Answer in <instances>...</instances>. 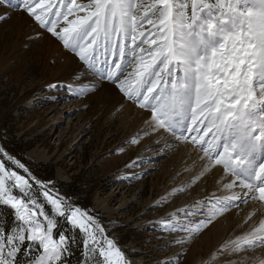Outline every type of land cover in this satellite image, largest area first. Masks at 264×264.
<instances>
[{
	"label": "snow or ice",
	"instance_id": "6c2138e0",
	"mask_svg": "<svg viewBox=\"0 0 264 264\" xmlns=\"http://www.w3.org/2000/svg\"><path fill=\"white\" fill-rule=\"evenodd\" d=\"M13 13L28 21L29 40L47 35L76 63V80L66 85L76 98L145 112L144 136L163 139L167 151L183 144L196 153L192 184L211 177L230 193L159 222L163 232L186 233L174 243L185 245L249 200L257 207L244 223L264 215V0H0V22ZM55 184L0 143V208L13 218L6 229L0 214V264H73L76 246V264L97 254L98 264H130L98 217ZM256 248L264 249V219L221 244L209 264H232Z\"/></svg>",
	"mask_w": 264,
	"mask_h": 264
},
{
	"label": "rangeland",
	"instance_id": "374dc122",
	"mask_svg": "<svg viewBox=\"0 0 264 264\" xmlns=\"http://www.w3.org/2000/svg\"><path fill=\"white\" fill-rule=\"evenodd\" d=\"M20 40L15 45L14 36L0 37V138L8 132L19 141L13 155L30 165H46L52 175L49 179L74 181L80 206L98 217L109 237L125 241L130 264H175L178 254L180 264H209L221 244L248 229L250 221L244 223L242 211L256 209L257 203L251 200L217 216L185 245L174 243L186 233L163 232L159 222L170 220L178 207L211 199L214 192L216 196L230 193L215 189L209 196L204 194L202 180L192 184V173H179L184 158L180 164L169 160L183 144L167 151L163 139L154 143L155 135L133 142L142 130V120H132L128 127L119 106L115 110L120 116H115L116 111L108 112L96 96L76 98L66 87L75 80L56 74L59 67L53 50L60 53L62 49L54 40L38 41L39 48L19 45ZM53 83L58 86L50 88ZM147 141L156 144L153 149L147 148ZM38 151H44L48 159L37 158ZM138 159L143 163L132 167ZM36 195L43 201L42 194ZM46 210L50 211L48 206ZM219 228L223 234L217 232ZM258 253L264 255V249L242 251L230 259L232 264H249V258L260 257ZM99 259L89 264H98Z\"/></svg>",
	"mask_w": 264,
	"mask_h": 264
},
{
	"label": "bare ground",
	"instance_id": "6f19581e",
	"mask_svg": "<svg viewBox=\"0 0 264 264\" xmlns=\"http://www.w3.org/2000/svg\"><path fill=\"white\" fill-rule=\"evenodd\" d=\"M32 31L33 30L28 25V21L26 19H23L22 20L21 17L19 15L15 14V13L12 14L11 19H9L6 23H4V22L1 23L0 22V37L2 39H5L7 36H10V37L14 36L13 43H15V45H16L17 41L19 40V38H21V40L19 41L20 42L19 45H26V46L32 47V48H39L38 41L37 40H35V39L29 40V34ZM43 41L50 42L51 41V38H49L46 35ZM13 48H15V47L13 46ZM48 48H49V46H48ZM56 50H58V49H56ZM56 50H53V53H56L57 54V56H56V58H57L56 62H57L58 67H59V71L56 74L62 76L61 79H64V77H65L68 80H72V81L73 80H76V77L73 76V73L75 72V70L77 68L76 63H74V61L72 60V58L65 51L62 50L59 53ZM96 97H97V101H98V96H96ZM118 99H119V97H116L115 98V100H118ZM102 104H104L102 106H105V108H107L106 110L108 112L116 111L115 116H120L118 114V111L115 110V106L118 107V104L115 101L112 102V103H102ZM118 109L121 110V112L123 113L124 121L128 124L127 125L128 127H130L132 120H134V121L142 120V124L140 125V127L142 126V130H139L140 132H138L137 134H141L140 136H143V134H142L143 133V128L145 127L143 125V119L146 116V113L145 112H142L140 110H137L134 107H131V106L127 105V104L123 108H118ZM135 128H136V126H135ZM137 129H140V128L137 127ZM148 140H149V138H148ZM160 141H162V140H160ZM160 141H159L158 144L162 143ZM147 144H148V147L147 148H152V149L154 148V145H156V144L152 145L150 143V141H147ZM36 156H37V158L42 159V160H45V161L48 159V156L44 153V151H38L36 153ZM195 157H196V153H193L190 150L188 151L187 148L184 145H182V146H180V148L178 149V151L171 157V159L169 160V162H171L172 164L178 162L180 164L181 163V160L184 158V160L181 163V167H180L182 169L179 170L180 171L179 173H181V174H182V172H184L185 174L192 173V175H193V172H192L191 169L193 168L192 160H194ZM186 167L189 170L186 171L185 170ZM191 179H192V176H191V178H190L189 181H191ZM202 182L205 183L204 184L205 185L204 186V191H205L204 194H209V196H210V194L213 193L212 191L215 190V188L213 186L212 178L209 177L207 180H202ZM100 205H103V204L100 203ZM253 206H254V204H253ZM242 212L244 213L243 214V218H245L247 216V214L251 212V210L245 209ZM230 215H232V214H230ZM259 219H264V215H260L259 214L254 219V221H250L247 230H249V228L253 224V222H255L256 225L258 226ZM232 220H233V216L230 217V221H232ZM243 220H245V219H243ZM217 232L220 233V234H223L224 233L223 229H220V228L217 229ZM258 255H259V253H258ZM259 256L260 257H258V260H257V258L255 259L256 260V264H258L259 259H264V255H259Z\"/></svg>",
	"mask_w": 264,
	"mask_h": 264
},
{
	"label": "trees",
	"instance_id": "16d2710c",
	"mask_svg": "<svg viewBox=\"0 0 264 264\" xmlns=\"http://www.w3.org/2000/svg\"><path fill=\"white\" fill-rule=\"evenodd\" d=\"M0 143H3L4 146L7 148V150L14 154L16 152V150L19 148V141L14 140V138L11 137V135L8 132H4L2 137L0 138ZM32 170L39 175L42 178H46L49 179V176L51 177L52 175H50L49 173H47V166L46 165H41V164H35V165H31ZM78 184V183H77ZM55 187L57 189H59V191L63 194L66 195H71L73 197L77 196L78 194V190L77 187L73 182H65V181H58L55 184ZM36 195V194H35ZM37 196V195H36ZM38 200H41L40 197H36ZM79 205V201H76ZM83 206V205H82ZM45 207H47V205L45 204ZM83 208L87 209V206H83ZM0 214H6L5 215V219L7 220V224L5 225V228L7 229L8 226H10L12 224V215H11V210L7 209V208H0ZM65 228H67V226H64ZM81 234H77V239L79 240ZM117 244L119 245V247L125 252L126 254V258H128V249L127 247H124L125 245V241H119L117 242ZM124 247V248H123ZM75 255L72 257V261L73 264H76L77 260L81 259V247L80 246H76L73 249ZM98 258V254L96 256H91L88 259V264L92 261H94L95 259Z\"/></svg>",
	"mask_w": 264,
	"mask_h": 264
}]
</instances>
